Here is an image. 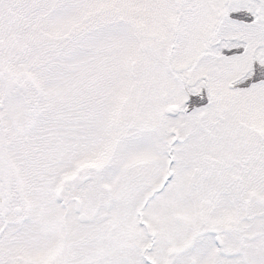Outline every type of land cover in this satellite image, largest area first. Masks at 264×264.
<instances>
[{
    "label": "snow or ice",
    "instance_id": "snow-or-ice-1",
    "mask_svg": "<svg viewBox=\"0 0 264 264\" xmlns=\"http://www.w3.org/2000/svg\"><path fill=\"white\" fill-rule=\"evenodd\" d=\"M0 264H264V0H0Z\"/></svg>",
    "mask_w": 264,
    "mask_h": 264
}]
</instances>
